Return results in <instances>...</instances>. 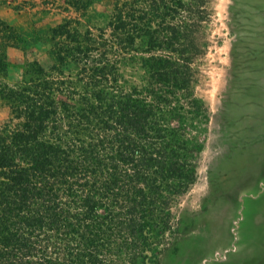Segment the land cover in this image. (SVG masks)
<instances>
[{
  "label": "trees",
  "instance_id": "trees-1",
  "mask_svg": "<svg viewBox=\"0 0 264 264\" xmlns=\"http://www.w3.org/2000/svg\"><path fill=\"white\" fill-rule=\"evenodd\" d=\"M65 1L79 19L49 30L51 68L35 62L6 88L0 264H160L207 141L195 86L209 1L113 0L97 22V0ZM0 29L5 46L24 49L13 26Z\"/></svg>",
  "mask_w": 264,
  "mask_h": 264
},
{
  "label": "rangeland",
  "instance_id": "rangeland-1",
  "mask_svg": "<svg viewBox=\"0 0 264 264\" xmlns=\"http://www.w3.org/2000/svg\"><path fill=\"white\" fill-rule=\"evenodd\" d=\"M24 49L0 47L7 71L0 72V126L12 110L6 88L23 82L38 62L50 69L49 30L79 14L65 0H8ZM113 0H97L101 15ZM210 47L197 64L196 93L210 111L198 180L174 207L177 234L160 264H264V0H208ZM101 14V15H100ZM0 20H2L0 18ZM85 30L88 20L81 19ZM1 32V29H0ZM130 85L136 76L126 71Z\"/></svg>",
  "mask_w": 264,
  "mask_h": 264
},
{
  "label": "crops",
  "instance_id": "crops-1",
  "mask_svg": "<svg viewBox=\"0 0 264 264\" xmlns=\"http://www.w3.org/2000/svg\"><path fill=\"white\" fill-rule=\"evenodd\" d=\"M10 3L8 0H0V18L5 21H12L14 16H11L15 14L14 10L12 8H8L7 5Z\"/></svg>",
  "mask_w": 264,
  "mask_h": 264
}]
</instances>
